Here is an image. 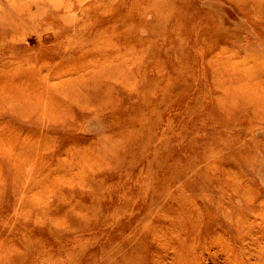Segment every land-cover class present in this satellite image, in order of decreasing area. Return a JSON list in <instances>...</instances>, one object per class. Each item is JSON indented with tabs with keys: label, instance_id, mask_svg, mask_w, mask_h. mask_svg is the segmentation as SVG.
Here are the masks:
<instances>
[{
	"label": "rangeland",
	"instance_id": "obj_1",
	"mask_svg": "<svg viewBox=\"0 0 264 264\" xmlns=\"http://www.w3.org/2000/svg\"><path fill=\"white\" fill-rule=\"evenodd\" d=\"M262 95L264 0H0V264H264Z\"/></svg>",
	"mask_w": 264,
	"mask_h": 264
},
{
	"label": "bare ground",
	"instance_id": "obj_2",
	"mask_svg": "<svg viewBox=\"0 0 264 264\" xmlns=\"http://www.w3.org/2000/svg\"><path fill=\"white\" fill-rule=\"evenodd\" d=\"M220 59H221V58H220ZM220 65L223 67V64H221V62H220ZM224 70H225V68L223 67V70L221 71V75H222V72H223ZM239 78H240V77H239ZM221 85H222V89L227 87L226 83H221ZM262 90H263V87H262L261 91H259V93H261ZM239 94H240L241 96H243V97H250V95L247 94L246 92H244L242 89H238V91L229 90V91L226 92V96H224V97H222V98L219 97L218 102H219V104L221 105L222 108H224L225 110L229 111V106H230V104L234 105L233 100H234L235 97H238ZM253 96H260V95H253ZM262 96H264V95H262ZM225 98H227V99L229 100V106H227L228 102H226V101H224V102H220V99H225ZM263 100H264V99H263ZM221 136H222V135H220V137H221ZM244 156H245V155H244ZM35 157H36V156H35ZM32 167H33V166H32ZM31 171H32V170H31ZM29 173H30V172H29ZM30 174H31V173H30ZM25 176H26V175H25ZM39 183H40V182H39ZM33 184H34V183H33ZM35 184H36V183H35Z\"/></svg>",
	"mask_w": 264,
	"mask_h": 264
}]
</instances>
